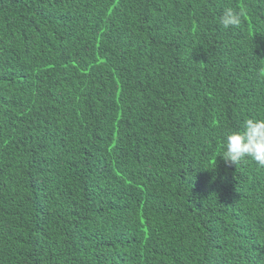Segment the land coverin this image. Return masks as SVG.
Here are the masks:
<instances>
[{"label": "trees", "instance_id": "trees-1", "mask_svg": "<svg viewBox=\"0 0 264 264\" xmlns=\"http://www.w3.org/2000/svg\"><path fill=\"white\" fill-rule=\"evenodd\" d=\"M253 117L264 0H0V264H264Z\"/></svg>", "mask_w": 264, "mask_h": 264}, {"label": "clouds", "instance_id": "clouds-1", "mask_svg": "<svg viewBox=\"0 0 264 264\" xmlns=\"http://www.w3.org/2000/svg\"><path fill=\"white\" fill-rule=\"evenodd\" d=\"M242 21L239 11L229 7L219 17L223 28H237ZM221 156L225 162L238 164L250 158L259 166L264 167V118H248L243 121L240 130L229 129L225 134Z\"/></svg>", "mask_w": 264, "mask_h": 264}]
</instances>
